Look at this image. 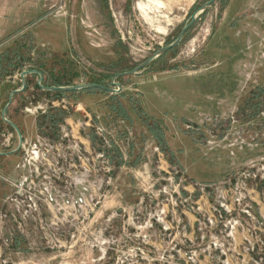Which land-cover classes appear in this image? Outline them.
<instances>
[{
	"label": "rangeland",
	"instance_id": "1",
	"mask_svg": "<svg viewBox=\"0 0 264 264\" xmlns=\"http://www.w3.org/2000/svg\"><path fill=\"white\" fill-rule=\"evenodd\" d=\"M211 1L0 0V264H264V0Z\"/></svg>",
	"mask_w": 264,
	"mask_h": 264
},
{
	"label": "trees",
	"instance_id": "2",
	"mask_svg": "<svg viewBox=\"0 0 264 264\" xmlns=\"http://www.w3.org/2000/svg\"><path fill=\"white\" fill-rule=\"evenodd\" d=\"M7 65L5 66V70L7 68L16 66L19 68H22L25 66V63H27L30 60L29 53H22V52H16L14 56L8 55L6 57ZM46 65H42V67H45ZM50 74L52 76V87L56 88H63V87H70L73 77L69 78L70 74L75 76L76 73H74V69L72 68V64H68L66 61H62V59H57L53 61L51 64V70ZM69 76V77H68ZM69 78V79H68ZM95 85H100V83L94 82ZM94 90L93 87H88L84 90L80 91H74L71 92V95L80 94L87 90ZM104 94L109 96L110 100L112 101L110 104L109 111L111 115H114L115 117H121L125 120L130 121L131 116L130 112L137 113L140 115V117L144 118L145 120L149 119V116L145 113V111L141 108V105L138 104L139 101L133 100V97H130L128 99L127 103L122 102V98H125V95L120 93L116 95H111L108 92H105L104 90L100 89ZM57 95L63 96L64 94H68L66 92H56ZM63 117L62 112H56V114L50 115L45 117V121H48L45 125L51 128H55L58 126V124L61 122V119ZM162 141V139H160Z\"/></svg>",
	"mask_w": 264,
	"mask_h": 264
},
{
	"label": "water",
	"instance_id": "3",
	"mask_svg": "<svg viewBox=\"0 0 264 264\" xmlns=\"http://www.w3.org/2000/svg\"><path fill=\"white\" fill-rule=\"evenodd\" d=\"M213 1H215V0H212L210 3H208L207 5H205L203 8H202V10L201 11H204L206 8H208L212 3H213ZM191 27V25H189V26H187L184 30H183V32L181 33V35H180V37L177 39V41L174 43V44H172L171 46H168V47H166V48H164V49H162L155 57H157V56H159V55H162V54H164L165 52H167L168 50H170L171 48H173V47H176V46H178L180 43H181V41H182V39H183V36L185 35V33L187 32V30L189 29ZM152 61V59H149L146 63H144V65H142V66H140L139 68H137L135 71H133V72H129V73H126V74H119V75H117L115 78H114V80L112 81V86H114L116 89H113V88H105L108 92H110V93H119L120 91H121V86H120V84L119 83H117L116 82V79H118V78H120L121 76H124V75H134V74H136L137 73V70H139V69H141V68H143V67H146L150 62ZM27 73H23V75H26ZM41 81H42V78H41ZM41 81H40V83H41ZM40 87H42L41 85H40ZM88 87H90V86H88V85H85V86H75V87H64V88H55V87H52V88H44V87H42V89H44V90H46V91H56V90H60V91H68V92H71V91H77V90H83V89H86V88H88ZM92 87V86H91ZM95 87H100V86H95ZM25 88V85H24V87H23V89ZM22 89V90H23ZM18 92V91H17ZM16 93V92H15ZM14 94V93H13ZM5 113V112H4ZM16 131H17V133L19 134V131H18V129L16 128V126H14L11 122H8ZM19 137H20V144L22 143V137H21V135L19 134Z\"/></svg>",
	"mask_w": 264,
	"mask_h": 264
},
{
	"label": "bare ground",
	"instance_id": "4",
	"mask_svg": "<svg viewBox=\"0 0 264 264\" xmlns=\"http://www.w3.org/2000/svg\"><path fill=\"white\" fill-rule=\"evenodd\" d=\"M169 2H170V0H168ZM173 1V0H172ZM180 1V0H179ZM156 3L158 2V1H155ZM174 3V2H173Z\"/></svg>",
	"mask_w": 264,
	"mask_h": 264
}]
</instances>
